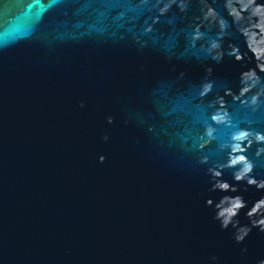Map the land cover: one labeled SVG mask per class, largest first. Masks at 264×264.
Wrapping results in <instances>:
<instances>
[{
  "label": "water",
  "instance_id": "obj_1",
  "mask_svg": "<svg viewBox=\"0 0 264 264\" xmlns=\"http://www.w3.org/2000/svg\"><path fill=\"white\" fill-rule=\"evenodd\" d=\"M262 185L264 0H0V264H264Z\"/></svg>",
  "mask_w": 264,
  "mask_h": 264
},
{
  "label": "clouds",
  "instance_id": "obj_2",
  "mask_svg": "<svg viewBox=\"0 0 264 264\" xmlns=\"http://www.w3.org/2000/svg\"><path fill=\"white\" fill-rule=\"evenodd\" d=\"M79 106H80L81 108L84 107V105H83L82 103H81ZM108 122L111 123V119H110V118H109ZM103 139H104V140H107L108 137H107V136H104ZM237 139H239V137H237ZM240 159L242 160L243 157H241ZM103 161H104V157H103V156H100V157H99V162H100V163H103ZM246 170H248V169H246ZM240 178H241L240 176H237V177H236V179H240ZM250 183H252V181H250ZM262 186H264V185H262ZM235 207H237V208H238V207H242V204L237 203V204L235 205ZM261 223H264V221H261ZM226 224H227V222H225V226H226ZM241 239H242V237H241ZM212 260L214 261V260H215V257H212Z\"/></svg>",
  "mask_w": 264,
  "mask_h": 264
}]
</instances>
